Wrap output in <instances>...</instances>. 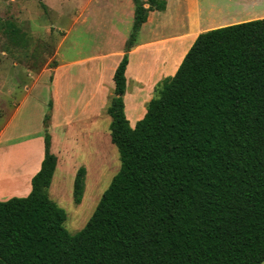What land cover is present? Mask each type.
I'll return each mask as SVG.
<instances>
[{
  "label": "trees",
  "instance_id": "obj_1",
  "mask_svg": "<svg viewBox=\"0 0 264 264\" xmlns=\"http://www.w3.org/2000/svg\"><path fill=\"white\" fill-rule=\"evenodd\" d=\"M134 1L127 50L149 11L167 6ZM1 30L24 41L0 16ZM128 60L126 52L107 108L121 165L92 215L72 234L66 210L49 195L57 165L50 102L31 192L0 200V264H262L264 17L201 32L134 127L123 99ZM85 175L80 167L77 202Z\"/></svg>",
  "mask_w": 264,
  "mask_h": 264
},
{
  "label": "crops",
  "instance_id": "obj_2",
  "mask_svg": "<svg viewBox=\"0 0 264 264\" xmlns=\"http://www.w3.org/2000/svg\"><path fill=\"white\" fill-rule=\"evenodd\" d=\"M113 2L115 13L123 15L130 11L134 22V0ZM205 3L210 4L205 6ZM100 4L109 5L110 1L103 0ZM145 5L148 6L147 3ZM218 7L222 9L218 10ZM216 10L218 13H215ZM233 13L236 20L246 16H250L249 20L264 17V0H236L233 3L231 0H167L166 9L149 11L129 50L127 45L132 31L124 33L121 23L115 29L118 36L115 48L97 55L56 60L53 66H45L36 76L34 87L48 80L50 82L52 106L48 128L51 150L57 156L54 174L57 169L64 167V155L74 159L75 154H80L72 142L77 134L76 128L80 129L84 140L85 154L108 153L103 150L104 135L98 121L107 112L114 95L113 75L126 52L129 60L123 99L126 116L134 127L145 116L156 85L163 78L176 73L197 36L211 28L231 24L229 17ZM217 22L219 24L216 25ZM166 27H170V30H166ZM20 111L22 109L18 108L0 128V200L28 195L32 190V177L41 169L45 157L44 118L49 106L46 112L43 106L36 103V108L25 113L21 122L32 124L36 119L38 125L31 132L25 130L15 134L21 126L20 122H15ZM110 128L111 122L109 132H105V135L114 144ZM85 168L89 172L90 168ZM53 187L54 192L56 186Z\"/></svg>",
  "mask_w": 264,
  "mask_h": 264
},
{
  "label": "rangeland",
  "instance_id": "obj_3",
  "mask_svg": "<svg viewBox=\"0 0 264 264\" xmlns=\"http://www.w3.org/2000/svg\"><path fill=\"white\" fill-rule=\"evenodd\" d=\"M109 1V5H101L103 0H0L3 21L14 22L24 39L21 44H16L10 39L7 30L0 31V128L18 108L22 111L17 112L15 122H20L21 126L15 134L25 130L31 132L38 125L36 119L26 125L21 120L25 113L36 108V103L43 106L46 112L48 110L52 100L49 80L34 87L36 76L45 66H53L56 60L97 55L115 48L118 45L115 29L121 23L124 33L133 31L130 11L123 15L115 13L113 0ZM231 1L233 3L236 0ZM207 4L210 3H205V6ZM248 17L236 20L233 13L229 23L249 20ZM166 30H170V27H166ZM110 122L111 116L107 112L98 121L104 135L103 150H107V154H85L84 140L80 129L76 128L77 134L72 142L80 154H75L74 159L64 155V167L57 169L54 174L50 195L66 210L65 226L72 234L85 225L120 168L119 149L105 135V132H109ZM80 167L90 169L84 177L81 200L77 202L74 181ZM53 186H56L54 192Z\"/></svg>",
  "mask_w": 264,
  "mask_h": 264
}]
</instances>
